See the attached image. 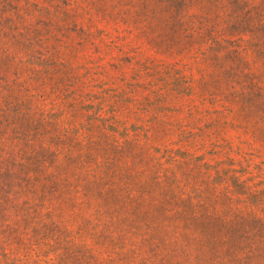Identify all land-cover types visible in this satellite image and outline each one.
I'll return each mask as SVG.
<instances>
[{
	"label": "rangeland",
	"instance_id": "1",
	"mask_svg": "<svg viewBox=\"0 0 264 264\" xmlns=\"http://www.w3.org/2000/svg\"><path fill=\"white\" fill-rule=\"evenodd\" d=\"M0 264H264V0H0Z\"/></svg>",
	"mask_w": 264,
	"mask_h": 264
}]
</instances>
